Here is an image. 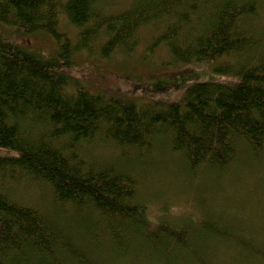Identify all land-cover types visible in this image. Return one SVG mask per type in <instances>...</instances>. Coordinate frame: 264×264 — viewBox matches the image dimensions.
I'll return each mask as SVG.
<instances>
[{
  "label": "trees",
  "instance_id": "1",
  "mask_svg": "<svg viewBox=\"0 0 264 264\" xmlns=\"http://www.w3.org/2000/svg\"><path fill=\"white\" fill-rule=\"evenodd\" d=\"M108 3L0 0V264H100L109 247L119 254L128 237L157 227L134 202L135 172L97 165L95 149L140 159L153 141L167 140L162 147L188 170L224 169L239 146L264 152V52L248 38L264 31L250 29L252 2L130 0L129 10L106 15ZM61 25L76 29L74 42ZM147 26L158 32L149 48L164 45L170 63L196 62L226 77L187 85L170 102L132 81L121 90L92 86L85 69L82 81L75 77L79 55L91 56L98 39L106 61L131 53ZM11 32L47 37L55 49L16 44ZM135 88L146 99H134ZM24 181L45 208L12 200L8 187Z\"/></svg>",
  "mask_w": 264,
  "mask_h": 264
},
{
  "label": "rangeland",
  "instance_id": "2",
  "mask_svg": "<svg viewBox=\"0 0 264 264\" xmlns=\"http://www.w3.org/2000/svg\"><path fill=\"white\" fill-rule=\"evenodd\" d=\"M246 1L252 2L255 8L250 29L264 31V0ZM108 2L106 15L129 10L130 0ZM60 30L74 42L75 34L71 30L76 29L61 25ZM139 30L134 35L136 45L131 53L116 52L106 61L98 55V39L94 51L89 53L91 56L79 55L76 63L79 72L75 77L82 81L85 69L84 75L92 86L121 90L130 88L132 81L141 87L150 86L151 99L167 102L180 100L187 85L217 82L226 77L196 62L170 63L164 45L156 50L149 48L158 32L151 26ZM4 33L8 35L6 30ZM9 35L16 44H28L31 49L47 54L55 49L54 42L47 37H26L12 32ZM248 38L261 42L257 51L262 54L264 36L250 33ZM133 91L134 99H146L137 88ZM164 142L167 140L153 141L151 153L140 159L122 157L120 151L109 147L92 151L94 159H99L97 165L118 163L120 168L135 172L134 202L145 208L146 218L159 223L152 232L128 237L124 251L119 254L115 248L109 247L107 251L108 247L104 246L107 252L100 259L97 254L92 256L93 261L99 259L100 264H264V152L256 155L239 146L235 159L224 169L188 170L180 155L162 147ZM79 149L85 152L84 145ZM27 185V181L11 184L8 187L14 193L11 199L25 206L45 208L43 202L35 199L39 195L32 192L36 191ZM38 190L47 196L46 188Z\"/></svg>",
  "mask_w": 264,
  "mask_h": 264
},
{
  "label": "bare ground",
  "instance_id": "3",
  "mask_svg": "<svg viewBox=\"0 0 264 264\" xmlns=\"http://www.w3.org/2000/svg\"><path fill=\"white\" fill-rule=\"evenodd\" d=\"M137 206H138V209L142 206L140 203L136 202ZM146 218V216H145Z\"/></svg>",
  "mask_w": 264,
  "mask_h": 264
}]
</instances>
